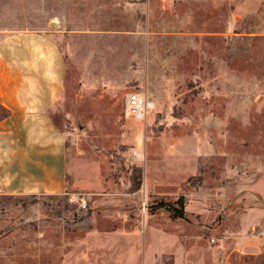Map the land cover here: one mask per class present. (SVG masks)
Returning a JSON list of instances; mask_svg holds the SVG:
<instances>
[{
	"label": "rangeland",
	"instance_id": "374dc122",
	"mask_svg": "<svg viewBox=\"0 0 264 264\" xmlns=\"http://www.w3.org/2000/svg\"><path fill=\"white\" fill-rule=\"evenodd\" d=\"M28 35L66 55L67 187L0 195V264H264V0H0L4 60Z\"/></svg>",
	"mask_w": 264,
	"mask_h": 264
},
{
	"label": "crops",
	"instance_id": "0c3cea01",
	"mask_svg": "<svg viewBox=\"0 0 264 264\" xmlns=\"http://www.w3.org/2000/svg\"><path fill=\"white\" fill-rule=\"evenodd\" d=\"M19 37L23 55L16 48L12 62L3 58L8 39L0 43V195H62L67 139L50 111L63 94L67 63L48 38Z\"/></svg>",
	"mask_w": 264,
	"mask_h": 264
},
{
	"label": "built area",
	"instance_id": "2783aa9c",
	"mask_svg": "<svg viewBox=\"0 0 264 264\" xmlns=\"http://www.w3.org/2000/svg\"><path fill=\"white\" fill-rule=\"evenodd\" d=\"M156 104L145 96L135 92L127 97L125 115L138 121H145L155 110Z\"/></svg>",
	"mask_w": 264,
	"mask_h": 264
},
{
	"label": "trees",
	"instance_id": "16d2710c",
	"mask_svg": "<svg viewBox=\"0 0 264 264\" xmlns=\"http://www.w3.org/2000/svg\"><path fill=\"white\" fill-rule=\"evenodd\" d=\"M64 58H65V62L67 63L66 55H64ZM159 206L160 207L164 206L172 214L173 218H181V219L186 218V211H185L186 204L183 198H179L172 205L170 203H164L163 201H161L159 203Z\"/></svg>",
	"mask_w": 264,
	"mask_h": 264
}]
</instances>
